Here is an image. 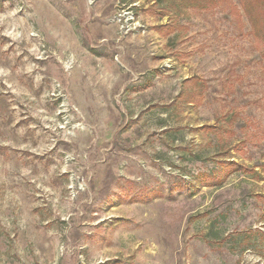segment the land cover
Instances as JSON below:
<instances>
[{"label":"rangeland","instance_id":"1","mask_svg":"<svg viewBox=\"0 0 264 264\" xmlns=\"http://www.w3.org/2000/svg\"><path fill=\"white\" fill-rule=\"evenodd\" d=\"M0 264H264L243 2L0 0Z\"/></svg>","mask_w":264,"mask_h":264},{"label":"trees","instance_id":"2","mask_svg":"<svg viewBox=\"0 0 264 264\" xmlns=\"http://www.w3.org/2000/svg\"><path fill=\"white\" fill-rule=\"evenodd\" d=\"M187 5L195 8L213 7L219 0H183ZM244 4V10L250 18L253 31L257 37L264 39V0H240ZM194 100L189 101L193 103ZM210 177V175H206ZM214 181V180H213Z\"/></svg>","mask_w":264,"mask_h":264}]
</instances>
